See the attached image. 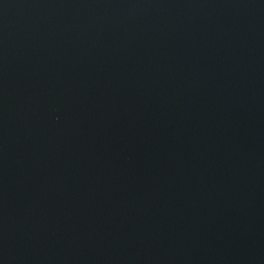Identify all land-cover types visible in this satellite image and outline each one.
<instances>
[{
  "label": "water",
  "instance_id": "water-1",
  "mask_svg": "<svg viewBox=\"0 0 264 264\" xmlns=\"http://www.w3.org/2000/svg\"><path fill=\"white\" fill-rule=\"evenodd\" d=\"M0 264H264V0H0Z\"/></svg>",
  "mask_w": 264,
  "mask_h": 264
}]
</instances>
